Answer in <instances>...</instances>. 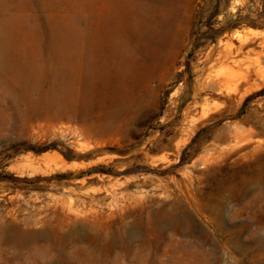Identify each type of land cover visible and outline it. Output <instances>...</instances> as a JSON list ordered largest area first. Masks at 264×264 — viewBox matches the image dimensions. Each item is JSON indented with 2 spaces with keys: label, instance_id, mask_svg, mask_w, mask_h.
I'll return each instance as SVG.
<instances>
[{
  "label": "rangeland",
  "instance_id": "1",
  "mask_svg": "<svg viewBox=\"0 0 264 264\" xmlns=\"http://www.w3.org/2000/svg\"><path fill=\"white\" fill-rule=\"evenodd\" d=\"M0 15V225L25 236L0 264H264V187L250 186V215L229 218L234 203L226 207V221L249 222L244 233H209L196 219L200 230L169 247L154 226L174 200L166 182L184 170L201 176L193 164L208 152L264 142V86L241 97L260 79L227 91L258 61L264 71V35L237 38L264 32V0H0ZM238 57L248 61L224 94L208 90V74ZM83 80L86 96L73 89ZM47 153L67 167L22 164ZM238 168L205 177L239 181L246 171L264 181V150ZM157 251L158 262L147 260Z\"/></svg>",
  "mask_w": 264,
  "mask_h": 264
},
{
  "label": "bare ground",
  "instance_id": "2",
  "mask_svg": "<svg viewBox=\"0 0 264 264\" xmlns=\"http://www.w3.org/2000/svg\"><path fill=\"white\" fill-rule=\"evenodd\" d=\"M7 19L8 17L6 18L3 15H0V29H2V25L5 24ZM259 35H264V32L250 29L248 31H245L243 34H238L237 38H239L240 42H242L241 44H243L246 43L251 37L259 36ZM226 45L231 46L232 44L231 42L228 41ZM3 47L4 46L0 44V68H5V66L8 65L7 61H5L6 56ZM247 59L249 58L247 57ZM230 61L231 62H229L227 65L224 66L223 68L224 70L222 72H212L211 74L210 73L208 74L209 76H207V79H205L204 82L208 90H211L218 94H224L225 92L224 87L226 86L228 87L227 80L228 77L232 75L231 72L232 71L234 72L235 70L234 68H240L248 60L246 61V59L238 57V58H233ZM258 63L259 64L257 69H255L253 72H248L247 75L243 76L241 81L235 83L234 88L232 89L228 88L227 91L228 92L233 91V93L239 92L240 88L244 85V83L247 85L252 80L251 77L253 75H255L258 79H260L261 82L255 83L253 86L246 88L243 91L241 97L245 99V97H247L248 95L261 89L264 86V71H262V64L259 61ZM74 84L75 85H73V89L76 90L79 86L80 88H82L81 90L84 91L85 96L86 94H89V92H91V87L84 84V80L78 84L77 82H75ZM4 100L5 99L0 90V113L5 114L7 110V104H3ZM207 107L209 106L207 105ZM202 111L204 116H206L210 110L203 109ZM67 116L69 120H74L75 118H77L72 111H70ZM191 123L192 125H190V127L192 128L194 125L193 124L194 121H192ZM79 130L81 132L84 129L80 128ZM96 131H97L96 129L94 130L91 129L92 133H96ZM230 134H231V138H233L234 140H238V138H241L244 133L241 132V128L238 125H236L233 127V129L232 127L230 128ZM238 142L236 141V143ZM263 150H264V142L262 143L258 141L256 143L255 142L253 143L252 141H250L242 145L236 144L233 147L229 148L228 150L227 149L222 150L219 152V155L216 157H214L213 155H209L210 152H208V154H206L205 157L200 158L196 163L193 164V166L201 165L203 167L204 171H202L201 176H194V174L189 170H184L183 172L180 173L181 175L180 178L174 177L170 180V182H166V184L164 183L165 185L163 186V190L166 193L170 194L169 196L173 197L174 200L169 208L165 206L159 211L158 215L155 217L156 219H154V226H155V230L160 232L161 237L166 236L165 244L168 245L169 247H171V245L176 244L178 242L177 239L175 238L176 235H178V237L180 235L182 236V238L183 236L186 238V236L191 235L192 231L197 230L199 226V225L197 226L196 224V219H199L204 222V224L206 225L205 228L207 231H209V233L215 232L218 234H224L225 236L228 235V237L231 236L232 233L233 234L242 233V232L244 233V231L246 230L248 231L249 229H251L252 227L249 225V222L246 223L247 221L233 222L232 219L231 220L229 219L230 222L226 221L225 220L226 216L224 215L225 214L224 212L226 210L228 203H234V205L231 208L234 211L233 212L234 215L231 214L232 216H229V218L233 216L240 218V216H244V215L248 216L251 214L250 210L247 207L246 200L251 194L250 186L253 184L257 185L258 187L257 188L258 190L256 191L262 193L261 191L263 190L264 187L262 186L264 181L261 173L256 172L253 175L252 174L248 175V173L245 171L244 174L240 177L239 181L234 180L232 177L230 181L220 180L216 182H210L209 179L207 180V178L205 177V171L219 167L223 169H229L230 171H237L239 170L238 166L248 162V160H250L252 157H255L256 155H258L259 152ZM21 161L24 166L25 165L26 167L29 166L28 168L31 167L33 170H37L43 166H46L48 168H52L54 166L56 169H60V170H64L67 167L64 161L62 160V158L57 154L47 153L41 156L37 160L34 159L31 160V158L25 157L24 159H21ZM252 187H254V185ZM238 207L240 208L238 209ZM252 221H253L252 223H254V219ZM255 229L260 230L261 228L256 227ZM198 230H200V228H198ZM203 232L204 231H202L201 229V232L199 234L201 233L204 234ZM132 234H136V233L133 232ZM0 237H1L0 263H6L9 260L8 257L6 256L10 253L9 249L11 247L12 248L21 247L25 243V236L20 230L14 232H9L7 230L4 231V229L0 225ZM218 237H220V235ZM226 241H223V243ZM230 242H232L231 244L234 245L240 244L237 241H230ZM182 243L183 245L187 243L193 245V242H189L186 240L185 242ZM176 249L177 248L172 249V251L171 250L170 251L167 250L166 252L164 251L165 256H167L168 253L170 252L176 251ZM158 251L157 253L155 252V254L151 252L147 254L146 255L148 257L147 260L149 259V261L158 262L159 261ZM233 261H235V259Z\"/></svg>",
  "mask_w": 264,
  "mask_h": 264
},
{
  "label": "trees",
  "instance_id": "3",
  "mask_svg": "<svg viewBox=\"0 0 264 264\" xmlns=\"http://www.w3.org/2000/svg\"><path fill=\"white\" fill-rule=\"evenodd\" d=\"M52 148L51 147H46V148H44V149H35V148H33L32 150L34 151V152H36L37 154H42V153H44V152H46V151H48V150H51Z\"/></svg>",
  "mask_w": 264,
  "mask_h": 264
}]
</instances>
